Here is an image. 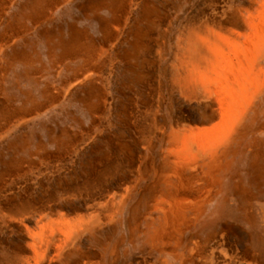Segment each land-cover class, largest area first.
Returning <instances> with one entry per match:
<instances>
[{"label":"bare ground","instance_id":"1","mask_svg":"<svg viewBox=\"0 0 264 264\" xmlns=\"http://www.w3.org/2000/svg\"><path fill=\"white\" fill-rule=\"evenodd\" d=\"M56 4L32 0L29 8L41 20ZM103 9L111 17L102 21L101 44L74 30L69 41L51 42L50 54L60 63L80 60L64 94L84 87L88 109L109 119L113 112L105 75L127 65L130 81L145 83L144 67L151 63L142 57L150 50L159 16L151 0L89 2L91 13ZM0 41L5 43L0 55L17 44L1 34ZM125 42L128 50L120 48ZM167 74L166 83L158 82L155 103L160 108L170 96L182 106L181 114L165 124L160 109L147 102L135 114L140 135L165 144L160 164L151 165V183L131 208V241L145 236L147 247L161 255L140 264H198V256L203 264H264V0H207L188 17ZM34 106L29 99L16 112L26 114ZM124 146L119 145L130 150ZM146 180L140 172L123 194L101 196L105 202H93L88 216L49 222L42 217L34 229L19 220L29 233L23 264H106L100 240L106 230L123 227L129 201ZM25 209L26 218L33 212ZM143 221H149L145 230ZM238 226L245 242L231 244L229 236Z\"/></svg>","mask_w":264,"mask_h":264},{"label":"rangeland","instance_id":"2","mask_svg":"<svg viewBox=\"0 0 264 264\" xmlns=\"http://www.w3.org/2000/svg\"><path fill=\"white\" fill-rule=\"evenodd\" d=\"M30 1L0 0V34L17 42L0 55V264H23L28 255L29 233L19 220L26 219L25 225L34 229L42 217L49 222L61 216H88L92 212L87 208L93 202H105L101 196L121 195L134 187L140 172L147 180L133 193L125 224L119 230H106L98 248L105 253L106 264H140L144 258L156 262L161 255L147 247L145 236L131 241L129 219L131 208L151 183L152 166L160 164L165 144L141 136L135 114L137 109H145V102L160 109L158 116H163L165 124H170L174 114H181L182 106L170 96L157 107L158 82L169 79L167 67L174 61L186 21L207 0H151L159 17L150 50L142 57L151 63L144 67L147 79L141 85L130 81L127 65L112 76L105 75L113 112L109 119L99 110L88 109L84 87L65 96L64 89L75 78L80 60L60 63L51 56L50 47L51 42L69 41L74 30L92 35L101 44L102 21L111 17L110 10L91 13V0H56L58 4L51 7L47 18L35 20ZM128 42L120 48L128 50ZM29 99L36 102L35 108L17 113ZM3 112L15 113L4 116ZM24 121H28L26 125ZM122 144L130 150L119 147ZM25 208L33 212L26 218ZM148 223L143 221L142 230ZM245 237L238 226L229 240L231 244L245 242ZM197 261L203 264L202 256Z\"/></svg>","mask_w":264,"mask_h":264}]
</instances>
